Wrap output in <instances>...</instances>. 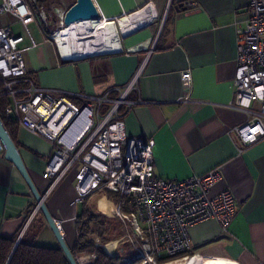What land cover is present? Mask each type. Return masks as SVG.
<instances>
[{"label":"crops","instance_id":"0c3cea01","mask_svg":"<svg viewBox=\"0 0 264 264\" xmlns=\"http://www.w3.org/2000/svg\"><path fill=\"white\" fill-rule=\"evenodd\" d=\"M65 1L56 7L66 10L73 2ZM93 1L102 24L136 16L143 26L147 20L142 13L127 16L146 6L154 20L129 34L119 28V53L67 62L59 58L54 41L47 38L56 24L50 20L44 34L24 7L21 12L31 38L18 20L6 21H10L13 35L24 37L20 47L26 73L36 87L62 92L77 106L89 96H102L115 88L110 97L118 96L132 82L120 120L127 136L153 141L154 176L182 181L218 169L221 178L208 195L230 190L235 197L236 212L227 233L213 219L189 230L191 254L199 262L264 264V139L239 150L231 133L249 119L246 111L232 107L236 30L247 20V0ZM53 2L45 0V5ZM149 10L143 11L149 15ZM136 48L142 49L137 52ZM186 70L191 72V89L188 100H181L186 89L180 74ZM253 107L258 109L257 104ZM8 134L49 214L62 221L65 241L73 247L75 221L83 208L91 211L92 205H87L92 194L85 207L74 203L78 166L73 164L55 179L43 178L52 157L49 140L18 125L11 126ZM105 202L99 201V208L110 214L114 203L106 198ZM31 205L34 208L27 214ZM36 205L25 181L5 159L4 150L0 151V236L16 234L18 242L25 234L26 241L35 244L45 236L53 240Z\"/></svg>","mask_w":264,"mask_h":264},{"label":"built area","instance_id":"2783aa9c","mask_svg":"<svg viewBox=\"0 0 264 264\" xmlns=\"http://www.w3.org/2000/svg\"><path fill=\"white\" fill-rule=\"evenodd\" d=\"M24 7L44 34L48 22L55 18L52 22L57 28L47 38L54 41L62 61L74 62L76 58L63 57L54 38L66 28L61 26L65 9L52 6L48 10L45 0H0V82L9 102L4 115L14 119L19 127L49 140L52 157L43 178L55 179L76 164L79 169L75 176V204L100 189L118 197L110 210L121 225L122 235L114 242L112 252L103 248L110 256H117L118 246L122 247L126 253L122 258L124 264H200V259L191 254L189 230L213 219L222 232L227 233L236 212L237 203L230 190L212 197L208 195L221 178L219 170L182 181L154 176L153 141L127 136L120 120V110L126 103V92L132 82L115 99L110 96L117 88L102 96H89L80 106L73 104L62 92L36 87L28 79L23 62L24 49L20 44L24 37L13 35L10 21H6L18 20L31 38L21 12ZM143 10H149L148 6L133 14ZM246 10L245 25L236 30L232 80V107L249 115L245 124L231 130L239 150L264 139V0H247ZM148 16V21L152 22V11ZM148 25L146 22L141 29ZM34 46L33 43L30 48ZM180 78L186 89L181 100H188L190 70L182 72ZM254 104L258 105L257 110ZM0 151H3L1 143ZM55 223L62 230V221L55 220ZM94 259L95 254L87 253L75 257L78 264H91ZM203 264L238 262L212 260Z\"/></svg>","mask_w":264,"mask_h":264},{"label":"trees","instance_id":"16d2710c","mask_svg":"<svg viewBox=\"0 0 264 264\" xmlns=\"http://www.w3.org/2000/svg\"><path fill=\"white\" fill-rule=\"evenodd\" d=\"M28 79L32 81L30 76H28ZM23 85L24 87L26 86L25 84H21V86ZM1 88L2 84L0 82V118L5 128L10 133L11 126L17 125V122L12 121L4 115V108L9 102L7 96L2 93ZM108 196L113 197V203L118 200L116 195L110 194ZM86 199L87 198L83 199L81 202L83 207H85ZM108 199L109 198H106V200ZM33 208L34 205L29 206L27 214H29ZM102 216H104V213H94L85 208L81 210L80 215L75 221L76 241L70 250L74 257L84 253L95 254V259L92 260L91 264H124L122 262V247L118 246L117 256H110L104 251L103 246L107 245V243L113 240V237L117 235L111 237L113 233L112 229L110 230L111 224L106 225L103 223ZM94 235L99 239L100 245L94 243ZM16 238V234L8 238L0 236V264H69L59 247L54 248L38 245L32 241H26L25 234L18 242Z\"/></svg>","mask_w":264,"mask_h":264},{"label":"water","instance_id":"95a60500","mask_svg":"<svg viewBox=\"0 0 264 264\" xmlns=\"http://www.w3.org/2000/svg\"><path fill=\"white\" fill-rule=\"evenodd\" d=\"M58 4L64 2L65 0H57ZM66 2V1H65ZM54 12L57 13V10H54ZM52 21H55V18L52 19ZM101 22V15L94 3L93 0H73L72 4L69 5V7L66 9L63 19L61 21V26L66 28H71L73 25L79 26V25H86L87 27H95L94 23ZM142 26L135 30L134 32L140 31ZM133 32V33H134ZM128 32L127 34H129ZM125 34V35H127ZM125 36L124 34H122ZM120 50L113 53H101V54H94V55H87L82 56L79 58H76L75 61L84 60L96 56L101 55H111L115 53H119ZM67 62H71L70 60H66ZM74 61V62H75ZM0 143L4 150V157L6 160H8L10 163L13 164L15 169L18 171L20 176L25 181L26 185L28 186L31 195L33 196L34 200L36 201V209L41 212L43 217L45 218V221L51 230L54 238L57 241L59 249L63 252L64 256L66 257L69 264H78L75 260V257L73 256L69 246L67 245L64 234L61 232L59 227L55 223V219L51 217V215L48 212V209L44 203V197L41 196V194L36 189L33 181L31 180V177L29 176V173L27 172L25 165L22 161V158L20 156L19 150L15 146L12 138L8 134L2 119L0 118Z\"/></svg>","mask_w":264,"mask_h":264},{"label":"bare ground","instance_id":"6f19581e","mask_svg":"<svg viewBox=\"0 0 264 264\" xmlns=\"http://www.w3.org/2000/svg\"><path fill=\"white\" fill-rule=\"evenodd\" d=\"M138 13H142L143 18L148 21V14L146 12L141 11ZM136 14L128 15L127 17H131ZM135 17L136 16H134V18L131 17L127 20H120L119 23L117 20L115 23H118L119 27H116L115 23L102 24V22L94 23V28L91 26L87 27L86 25H73V27H71L70 29L63 28L64 30L56 34L54 38L60 46V54L66 58H77V56L82 57L87 55L91 56L94 54L115 52L120 50L118 39L119 28L122 33H127L135 31L141 27L142 24H139V21H137L139 19ZM57 53L59 55L58 50ZM96 191L90 192L83 199L87 198ZM108 193L113 194L111 192ZM104 246L107 252H112L114 248V244L110 247H107L106 245ZM200 264H203V261H201Z\"/></svg>","mask_w":264,"mask_h":264},{"label":"rangeland","instance_id":"374dc122","mask_svg":"<svg viewBox=\"0 0 264 264\" xmlns=\"http://www.w3.org/2000/svg\"><path fill=\"white\" fill-rule=\"evenodd\" d=\"M58 5V1L57 0H55V2H53V4L51 3V4H49L48 6H46L47 7V9L48 10H50V8L52 7V6H57ZM8 99V98H7ZM78 169H79V167H78ZM96 193V194H95ZM103 198V199H102ZM105 198H109L108 199V202L109 203H112V200H113V197L112 196H108L105 192H103V191H98V192H94V193H92V195H91V197L89 198V201H88V206H89V204L91 203L92 205H90L89 206V209L92 211L93 210V212L94 213H99V214H103V212H102V210H100V208H99V201H100V203H105L106 204V202H105ZM98 205V206H97ZM111 209V208H110ZM101 216V215H100ZM102 221H103V223H105L106 225H110L111 224V226H110V230L112 229V234H111V237L112 236H114V235H117V236H115V237H113V240H110L109 241V243H107V247H110V246H113V244H114V242L117 240V239H119L120 237H121V235H122V232H121V225L120 224H118L117 223V221L113 218V215H112V213H111V210H110V215L109 214H104V216H102ZM113 229H114V231H113ZM108 231V230H107ZM112 239V238H111ZM93 240H94V243L96 244V245H100V241H99V239L97 238V236H95L94 235V238H93ZM38 245H43V246H49V247H58V244H57V241H56V239L54 238V236H53V240L52 239H50V238H48V237H46L45 236V238L43 237L42 239H40L39 241H38ZM105 251V250H104ZM106 252V251H105ZM124 254H126V253H123V255ZM76 257V256H75ZM123 257V256H122Z\"/></svg>","mask_w":264,"mask_h":264},{"label":"flooded vegetation","instance_id":"af4514ba","mask_svg":"<svg viewBox=\"0 0 264 264\" xmlns=\"http://www.w3.org/2000/svg\"><path fill=\"white\" fill-rule=\"evenodd\" d=\"M123 92H124V91H123ZM112 94H113V93H112ZM112 94H111V95H112ZM119 94H120V93H119ZM118 96H119V95H118ZM118 96L116 95L115 97H112V98L110 97V98H111V99H115V98L118 97ZM123 108H124V107H123ZM123 108H121V110H120L121 113H122Z\"/></svg>","mask_w":264,"mask_h":264}]
</instances>
